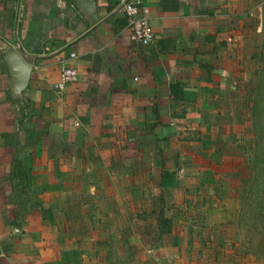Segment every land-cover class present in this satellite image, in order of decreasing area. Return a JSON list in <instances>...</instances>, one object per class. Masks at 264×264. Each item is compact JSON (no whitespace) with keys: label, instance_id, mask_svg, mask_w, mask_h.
<instances>
[{"label":"crops","instance_id":"1","mask_svg":"<svg viewBox=\"0 0 264 264\" xmlns=\"http://www.w3.org/2000/svg\"><path fill=\"white\" fill-rule=\"evenodd\" d=\"M117 2L0 0V264H85L61 211L89 165L139 163L164 179L169 163L212 180L207 163L260 45L264 0H141L146 47L130 41ZM11 50L30 67L19 98ZM64 68L76 81L58 91Z\"/></svg>","mask_w":264,"mask_h":264},{"label":"rangeland","instance_id":"2","mask_svg":"<svg viewBox=\"0 0 264 264\" xmlns=\"http://www.w3.org/2000/svg\"><path fill=\"white\" fill-rule=\"evenodd\" d=\"M261 51L260 42L243 69L241 84L235 86V96L229 98L226 123L224 116L207 163L211 182L202 184L198 173L188 178L169 163L162 165L171 171L164 179L139 163L104 164L97 171L89 165L83 176L75 172L78 178L69 180L61 226L81 248L85 264H264L262 223L255 224L256 234L246 223L237 225L252 176V90L264 64ZM255 94L264 96L261 91ZM256 126L263 133L260 157L264 112ZM259 169L263 182V156Z\"/></svg>","mask_w":264,"mask_h":264},{"label":"trees","instance_id":"3","mask_svg":"<svg viewBox=\"0 0 264 264\" xmlns=\"http://www.w3.org/2000/svg\"><path fill=\"white\" fill-rule=\"evenodd\" d=\"M261 48L264 50V10L261 15ZM260 55H264V52L261 51ZM260 75L259 82L255 85L254 89V96L252 98L253 105L251 110V121L253 122V132L255 133V139L253 140V164L251 167L252 176L251 178L246 182L247 188H245L244 191V197L241 198L240 204L242 210L241 217L239 221H237V225L241 226L242 224L249 227L250 231H254L252 233L256 234L257 226L256 223H262V229L264 234V181L260 182V169L259 164L261 163L262 156L264 158V153L259 157L258 151L260 150V143L262 140V129H258L256 124L259 122V118H261L262 113L264 110L262 109L264 107L263 104H260L261 102H264V96H258L255 94V91H261L264 93V64H262L261 71L258 72ZM255 95L257 98H255ZM258 120V121H257ZM257 133V134H256ZM259 173V174H258ZM239 211V214H240ZM242 215L246 216L244 217V220L242 222ZM261 229V230H262ZM258 246V245H257ZM257 248V247H256Z\"/></svg>","mask_w":264,"mask_h":264},{"label":"built area","instance_id":"4","mask_svg":"<svg viewBox=\"0 0 264 264\" xmlns=\"http://www.w3.org/2000/svg\"><path fill=\"white\" fill-rule=\"evenodd\" d=\"M117 8L126 19V28L129 31V39L132 43L142 47L150 45L152 42V32L148 21L141 16V0H117ZM73 57V55H71ZM76 71L74 69H61L59 83L56 89L62 90L68 84L76 81Z\"/></svg>","mask_w":264,"mask_h":264},{"label":"water","instance_id":"5","mask_svg":"<svg viewBox=\"0 0 264 264\" xmlns=\"http://www.w3.org/2000/svg\"><path fill=\"white\" fill-rule=\"evenodd\" d=\"M22 53L20 50L18 51H9L5 55L4 62L6 63L10 77L12 79L11 82V93L13 98H19L21 91L25 88L30 72V67L25 65L21 57Z\"/></svg>","mask_w":264,"mask_h":264}]
</instances>
